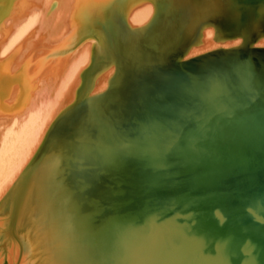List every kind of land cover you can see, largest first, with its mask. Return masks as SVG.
Returning a JSON list of instances; mask_svg holds the SVG:
<instances>
[{
  "label": "bare ground",
  "instance_id": "bare-ground-1",
  "mask_svg": "<svg viewBox=\"0 0 264 264\" xmlns=\"http://www.w3.org/2000/svg\"><path fill=\"white\" fill-rule=\"evenodd\" d=\"M264 47V0H0V264H106L141 91Z\"/></svg>",
  "mask_w": 264,
  "mask_h": 264
},
{
  "label": "water",
  "instance_id": "water-1",
  "mask_svg": "<svg viewBox=\"0 0 264 264\" xmlns=\"http://www.w3.org/2000/svg\"><path fill=\"white\" fill-rule=\"evenodd\" d=\"M106 264H264V47L211 50L146 81Z\"/></svg>",
  "mask_w": 264,
  "mask_h": 264
}]
</instances>
